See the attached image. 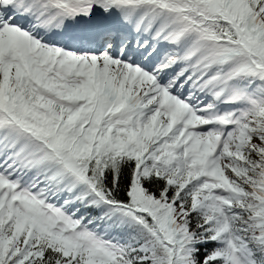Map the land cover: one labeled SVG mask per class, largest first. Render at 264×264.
<instances>
[{
	"label": "snow or ice",
	"instance_id": "obj_1",
	"mask_svg": "<svg viewBox=\"0 0 264 264\" xmlns=\"http://www.w3.org/2000/svg\"><path fill=\"white\" fill-rule=\"evenodd\" d=\"M0 264H264V0H0Z\"/></svg>",
	"mask_w": 264,
	"mask_h": 264
}]
</instances>
